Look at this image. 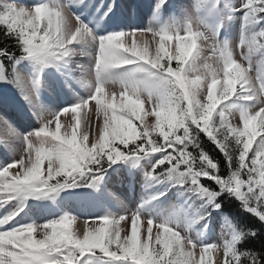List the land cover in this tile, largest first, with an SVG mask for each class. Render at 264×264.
<instances>
[{"label":"snow or ice","instance_id":"obj_1","mask_svg":"<svg viewBox=\"0 0 264 264\" xmlns=\"http://www.w3.org/2000/svg\"><path fill=\"white\" fill-rule=\"evenodd\" d=\"M223 3L197 0L185 8L155 0L154 15L162 9L180 8L179 23L130 27L97 36L73 8L81 13L103 9L99 21L106 23L122 7L116 0L99 4L45 0L30 5L0 0V39H11L16 45L15 49L6 43L0 47V82L16 87L42 122L32 132H17L8 110H0V125L11 130L0 146L7 150L5 155L12 153L11 162L0 166V209L18 202L0 215V264H209L206 256L218 245L189 235L175 218L158 220L155 234L157 220L143 217L147 226L142 233V216L131 211L90 218L96 226L88 227L85 221L82 234L73 229L77 218L70 214L41 225L14 223L29 198L47 197L66 188L95 187L113 164L156 153L161 156L146 177L157 183L174 181L200 201L201 214L192 223L203 222L204 231H213L208 218L222 210L225 194L264 224V0H231L233 15L213 26L207 17L222 10ZM128 11L135 14L136 9ZM235 13L241 14L239 61L230 42L220 39V30ZM85 42L94 52L75 47ZM205 47L209 58L219 53L221 67L201 65ZM77 56L91 58L94 80L84 78L86 68L79 63L75 69L69 66L67 74L90 89L88 98L48 111L39 95L41 75L26 78L16 65L30 60L41 69L64 66ZM200 67L207 71L201 73ZM253 71L255 80L250 75ZM116 84L121 88L119 100L107 90ZM233 99L249 106L232 112L221 108ZM91 101L93 108H89ZM145 103L151 110H145ZM237 111L242 127L233 126L228 118ZM92 112L95 120L89 115ZM69 113L71 119L62 125L61 116ZM149 116L155 121L149 123ZM53 122L55 130L50 128ZM202 134L222 156L223 165L205 149ZM129 213L130 229L125 230L121 222L129 219ZM252 237L258 238L255 228L228 232L222 244L223 264H264V247L252 250L243 245Z\"/></svg>","mask_w":264,"mask_h":264},{"label":"rangeland","instance_id":"obj_2","mask_svg":"<svg viewBox=\"0 0 264 264\" xmlns=\"http://www.w3.org/2000/svg\"><path fill=\"white\" fill-rule=\"evenodd\" d=\"M20 3L30 5L35 3H43L45 0H19ZM135 3V9L137 12H141L140 17L137 18L136 23H134L132 20L128 23H121L122 22V12L123 10L120 9L117 11L118 20L121 23L120 26H122L119 30H127L130 27H137L139 24V28H147L149 26L154 27H163L169 23H179L180 19L183 16V12L178 7H172L167 9H162L158 15H154L153 11L151 10V6L155 3V0H133ZM197 2V0H169V4L175 6V5H183L185 8L190 7L191 5H194ZM236 3L239 2V0H235ZM230 4L231 0H224L222 10L215 11L212 15L207 17L209 22L213 24V26L219 24L222 20H224L227 16L233 15L230 12ZM128 12V16L130 18L134 17L135 14H132L128 9L130 7H125ZM73 11L76 15L80 16L81 20H83L85 23L89 25L90 28L93 29V32L97 36H103L105 34V30H102L99 25L90 19L87 12L81 13L78 8H73ZM240 13L234 14V19L227 21L225 28L220 30V39L222 41H229L234 49V58L238 61L240 60L239 56V34H240V21L238 17L240 16ZM117 30V31H119ZM183 35V33H181ZM158 39V38H157ZM172 44H175V40L172 42ZM198 46L203 45L202 40L197 41ZM78 49L85 52H94V48L92 45H90L88 42H85L83 45H76ZM169 47V44L166 43V48ZM202 56L204 59L201 60V65H203L205 62H207L209 65H211L212 69H216L221 67L222 62L219 60V53L216 54L215 57L209 58L210 53L207 51V48L205 47ZM255 59V57H254ZM30 60H26L24 63H28ZM242 62V61H241ZM22 63V62H21ZM31 63V62H30ZM77 63L82 64L85 66V77H87L88 80H94V73L91 71V58L87 57L81 60L80 57H73V62L68 66H59V65H51L48 66L45 71H43L42 74V85L41 88L44 93V99L41 100L44 107L50 111L55 112L59 111L61 108L58 107L59 102L57 101V96L53 93L54 83L53 75H57L59 72H65L67 73V68L70 66L73 69L77 67ZM175 63V62H174ZM243 63V62H242ZM17 70L20 72L21 75L28 78L30 77L35 78L37 76V69L33 68L32 66L27 67H21L20 63L16 65ZM207 71L203 67H200V72L204 73ZM250 75L255 80V77L257 75L256 71H253L250 73ZM222 76V72H221ZM211 77H209V80L205 83L204 86V95H206V88L207 83H210ZM258 86V81L256 82ZM12 84H7L4 87L0 88L5 91L13 89ZM16 90L17 88L14 87ZM110 93L115 92L116 98L119 100V93L121 91L120 85H109L107 89ZM18 91V90H17ZM90 89L87 87V96H89ZM19 94L20 99L17 101L14 99L7 100L6 98L3 99L0 97V110L6 109L8 110L9 118L11 122L13 123L12 129H15L17 132L26 133V132H32L36 129H39L41 127V121H39L35 116H33L32 112L29 110L28 105L24 102V100L21 98V95L19 91L17 92ZM72 90L67 92L65 95L70 97V94H74ZM84 94V93H83ZM83 94L80 95V93H76L79 99L75 100V103L79 102L81 99L86 100L87 98L83 96ZM76 95H73L74 97ZM71 99V98H70ZM74 103V104H75ZM95 102L91 101L89 104V108L94 107ZM249 106V102L242 101V100H236L233 99L232 101L227 102L225 105H222V109H227L228 112L235 111L236 109L245 108ZM67 107V106H65ZM145 110H151V106L145 103ZM83 115V113H82ZM91 118L95 120V114L94 112L90 113ZM51 118V117H49ZM229 120L232 123L233 126H240L242 127V123L239 118V112H234L229 114ZM71 119V113L65 116H61V123L62 125L66 124L68 120ZM147 120L149 123H152L155 121L154 116L147 117ZM138 122V121H137ZM139 123V122H138ZM50 128L52 130H55V122H53L52 125H50ZM65 131V128H61V133L63 134ZM70 132V129H68ZM11 135V130L8 128H5L3 125H0V141H3L5 138L9 137ZM6 149L3 146H0V166H3L5 163H10L12 160V153L7 152ZM25 156L26 153H23ZM251 155V153L249 154ZM154 156V158H152ZM149 156V160L145 159L143 161V173L142 176L138 177L137 179L129 178V177H119V178H110L109 180H106L103 185L99 186L96 190H91L89 192H82V193H74L72 196L67 190H61L56 194H52L47 197H41V198H29L24 203V210L20 213L19 216L16 217V221L14 223L19 224H35V225H41L45 222L58 219L60 216L64 214H70L74 217H76V221L73 224V229L75 231H78L82 234L84 227H85V221H88L87 226L88 227H94L96 226V222H94L92 219L93 217L97 216H104L106 214H123L125 212L131 211V212H138L142 216L141 220V232L145 233L146 231V218L143 217H149L154 220H157L154 222L153 226V234L157 231V228L155 226L156 223H158V220L164 219V218H175L178 219L180 223H182L186 229L189 232V235L193 237H198L199 239L206 241V242H212L218 245V248L208 254L206 256V260H209V264H223L224 256H223V248L222 244L225 239L228 238V232L231 231V229L227 226L225 222H223L222 217L221 219L218 217V215L213 216V218L210 220L208 218L209 222V228L213 229V231H200L203 228V222L200 223H192V220H194L197 215L193 213V206H197L198 203L201 202L196 200L194 197L193 205H190L189 208H185V203L180 199L179 205L174 204V202L170 201L167 203H146L147 199L149 198L147 195L145 196V192H149V196L151 197L152 193L155 194L158 192V190H151L149 185V179L146 177V172L149 170V168L154 164V162L159 158L158 153L155 155ZM46 167V165H45ZM15 171V169L13 170ZM157 183V182H156ZM148 184V185H147ZM166 184L170 186H175L177 189V192H179L180 187L175 184L174 181H168L166 180ZM157 188V187H156ZM160 189V188H157ZM166 189V188H165ZM183 189V188H182ZM162 190V189H161ZM184 190V194L186 196H193ZM156 195V194H155ZM18 202H13L12 205L7 206L6 209H0V215L4 214L6 210L10 211L12 207H14ZM143 204V207L141 205ZM60 206V207H59ZM182 208L187 209V214L182 212ZM194 217V218H193ZM201 225V226H200ZM121 228L125 230L130 229V213H129V219L127 221L121 222ZM200 230H198V229ZM198 230V231H197ZM125 233L122 231L121 235L123 236ZM184 232L181 231V235H183ZM39 236V233L37 234ZM199 255V252L197 250V256ZM210 258V259H209ZM92 264H97L96 261H92Z\"/></svg>","mask_w":264,"mask_h":264},{"label":"trees","instance_id":"obj_3","mask_svg":"<svg viewBox=\"0 0 264 264\" xmlns=\"http://www.w3.org/2000/svg\"><path fill=\"white\" fill-rule=\"evenodd\" d=\"M2 35H3V32H2V29H0V37H2ZM5 43L10 48H13V49L16 48V45L14 44V42L11 39H8L7 41L0 39V47H4ZM136 123L139 124L138 122H136ZM202 142L204 143L205 149L208 150L210 152V154L213 155L217 161H221V164L223 165L222 156L215 150L214 146L211 145L207 141V137L203 136V134H202ZM158 155L160 158L161 153H158ZM152 158H154V156ZM145 159L149 160V156L141 158V159L119 161L116 164H113L112 167L107 169V173L104 175V177L106 178L110 174L112 175V173H113L112 171L115 169H119V170L125 169L124 170L125 173L127 172V174L128 173L132 174V173H134V172H136L139 169L144 167L142 165H143V161ZM151 168H152V166H151ZM148 182H149V185L148 184L147 185L151 190H154V189L158 190V192L155 193L156 195H158L159 193H162V192L166 193V194L161 196L159 199L151 200V197L155 196V194L152 193L151 197H149V199L147 201L151 200V202H153V203H155V202L167 203L171 199L172 202H176L178 200L177 204H179V202H180L179 200L182 199V201L186 204L187 207H188V205H193L192 203L194 201V197L191 198V196H186V194H184V190L182 188H180L179 192H177V189L175 188V186H170V185L166 184V180L161 182V183H156L155 181H152V180H149ZM202 182H206L204 178H202ZM156 187L160 188V189H157ZM81 188L82 189L83 188L88 189L90 187H73V188H66L65 190H67L68 192H72V191H75L77 189L81 190ZM225 197H221V199L223 201L222 210H217L218 215L220 217H222L224 220H227V222L234 229H239V228H245V229L255 228V229H257V237L258 238H256V237L249 238L248 240H245L243 242V245L246 246L247 248L252 249V250H260L262 247H264V224H262L258 220V218L253 216L251 213L244 211L243 208L240 206V202L235 200V198L228 197L227 194H225ZM199 205H197L196 208L194 207L195 209L193 208L195 213H201L202 210L199 208Z\"/></svg>","mask_w":264,"mask_h":264},{"label":"bare ground","instance_id":"obj_4","mask_svg":"<svg viewBox=\"0 0 264 264\" xmlns=\"http://www.w3.org/2000/svg\"><path fill=\"white\" fill-rule=\"evenodd\" d=\"M85 73H84V78L87 79V77H85V76H87V75H85ZM66 81H67V83H66ZM70 82H71V80L68 79V78H66V75H65V77L61 78L60 80L54 81V84H56V86H57V89H55V90L59 93V95H61V92L62 91H64L65 89L68 88V85L70 84ZM77 84L79 85L78 93H84L83 95L87 98L88 97L87 96V87L86 86H83L81 83H78V82H77ZM64 104H67V103L64 102ZM62 108H63V106H62Z\"/></svg>","mask_w":264,"mask_h":264}]
</instances>
